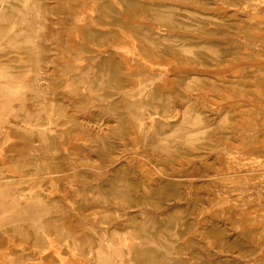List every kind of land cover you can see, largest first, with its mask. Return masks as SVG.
<instances>
[{
    "label": "rangeland",
    "instance_id": "obj_1",
    "mask_svg": "<svg viewBox=\"0 0 264 264\" xmlns=\"http://www.w3.org/2000/svg\"><path fill=\"white\" fill-rule=\"evenodd\" d=\"M82 1L87 5H80ZM138 1L157 4V18L139 17L134 25L121 28L112 11L117 0H44L41 10L31 0H0V21L13 23L8 35L19 39L16 53L24 57L0 61V126L22 129L21 138L13 141L15 147L11 144L12 179L31 181L26 191L18 185L0 188V231L18 234V242L28 237L27 228H33L39 239L49 238L34 255L12 251L10 238L0 264H49L53 259L52 264H136L147 248H156L168 259L183 258L188 264H264V82H259L264 81V0ZM253 12L259 13L257 20L251 19ZM119 17L128 19L124 11ZM237 19L253 26V33H246ZM122 31L125 38L113 42L125 35ZM95 33L113 39L95 48L89 41V34ZM118 45L125 48L123 52ZM7 46L0 41V50ZM36 47L45 49L43 61H33ZM252 51L256 56H249ZM112 52L123 71L137 64L145 68L136 83L126 79L124 88L116 87L106 82L108 74L97 77L98 66ZM3 71L11 74L3 77ZM173 90H179L180 97L164 98ZM122 96L127 98L125 106ZM116 100L117 108H111ZM25 109L27 115L45 116L46 124L25 125L16 116ZM44 131L57 136L50 142ZM2 168L0 164V176ZM143 171L150 175L144 172V176ZM75 206L82 207V212ZM133 216L137 222L126 229ZM178 219L183 222L181 233ZM67 223L82 237L71 238ZM208 229L218 230V236ZM211 235L218 237L215 243ZM177 245H181L179 251Z\"/></svg>",
    "mask_w": 264,
    "mask_h": 264
},
{
    "label": "bare ground",
    "instance_id": "obj_2",
    "mask_svg": "<svg viewBox=\"0 0 264 264\" xmlns=\"http://www.w3.org/2000/svg\"><path fill=\"white\" fill-rule=\"evenodd\" d=\"M32 2H33V4H35V7H36V9H38V10H41L42 9V6L45 4V2H44V0H31ZM86 1H88V0H86ZM186 1V0H185ZM192 1V0H191ZM199 1V0H198ZM241 1V0H240ZM243 1V0H242ZM246 1V0H245ZM117 4L116 5H114L113 7H112V11H113V14H114V16L116 17V20H117V22H118V24L121 26V28L123 27H125L126 26V24H130V25H134L135 24V22H137L138 20H140L139 19V17H144V18H152V19H154V18H157L156 17V14L154 13V9H156V7L158 6L157 4H155V5H145L144 3L142 4L140 1H138V0H117ZM174 2V1H173ZM229 2V1H228ZM232 2V1H231ZM66 3H68V2H66ZM82 4H80V5H87L86 4V2H84L83 3V1L81 2ZM161 3V2H160ZM254 3V2H253ZM92 4V3H91ZM104 4V3H103ZM199 4V3H198ZM201 4V3H200ZM247 4V3H246ZM74 5V4H73ZM47 6V5H46ZM167 6V5H166ZM79 7V6H78ZM77 7V8H78ZM87 7V6H86ZM173 7V6H172ZM82 8V7H81ZM81 8H79V11H80V9ZM184 8H185V6H184ZM68 9V8H67ZM76 9V8H75ZM83 9V8H82ZM172 9V8H171ZM173 10H174V8H173ZM83 11V10H82ZM81 11V12H82ZM121 11H124L125 12V15H126V17L128 18V19H123V18H120L119 17V13H121ZM165 12V11H164ZM175 12V11H174ZM180 13V12H179ZM222 13V12H221ZM235 13V12H234ZM62 14V13H61ZM69 14V13H68ZM70 14H73V13H70ZM217 14V13H216ZM262 14V13H261ZM258 15H259V13H257V12H253V14L251 15V19H253L254 20V18L256 19V18H258ZM17 16V15H16ZM162 17V16H161ZM226 17V16H225ZM224 17V18H225ZM263 17H264V15H263ZM221 18V17H220ZM250 18V17H249ZM241 19V18H240ZM240 19H237V21H238V24H239V26L241 27V28H243L244 29V31L246 32V33H248V32H252V31H254L251 27H253V26H251V25H246V24H244V21L243 20H240ZM49 20V19H48ZM252 20V21H253ZM257 20V19H256ZM39 22H41L40 20H39ZM69 22V21H68ZM116 22V21H115ZM250 22V21H249ZM163 24H164V22H162ZM181 23H183V22H181ZM219 23V22H218ZM233 23H235V22H233ZM222 24V23H221ZM225 25H226V23H224ZM74 25V24H73ZM165 25V24H164ZM230 27H231V25L230 24H228ZM227 25V26H228ZM253 25V24H252ZM12 26H13V23H11L10 21H0V41H4V42H6V43H8V48L7 49H5V51H3V50H0V61H21V60H23V56L22 55H20V54H18V53H16V51H17V47H16V43L19 41V39L18 38H11L10 39V37H9V35H8V33H9V31L11 30V28H12ZM183 26V25H182ZM181 26V27H182ZM71 27V26H70ZM169 27V26H168ZM76 28V27H75ZM104 28V27H103ZM165 28V27H164ZM233 28V27H232ZM60 29V28H59ZM233 29H236V28H233ZM255 29H256V27H255ZM51 30V29H50ZM61 30V29H60ZM119 30H122V29H119ZM261 30V29H260ZM67 31V30H66ZM66 31H64V33L66 32ZM124 31V30H123ZM121 32V33H126V31L125 32ZM130 31V30H129ZM128 31V32H129ZM237 31V30H236ZM264 31V30H263ZM56 32V31H55ZM53 33V34H56V33ZM111 32V31H110ZM134 32V31H133ZM165 32V31H164ZM260 32H262V31H260ZM259 32V33H260ZM59 33V32H58ZM57 33V34H58ZM67 33H68V35H67ZM135 33H137V32H135ZM201 33V32H200ZM239 33V32H238ZM246 33H244V34H246ZM253 33V32H252ZM56 34V35H57ZM67 36H69V32H66L65 33ZM141 34V33H140ZM220 34V33H219ZM243 34V35H244ZM256 34V33H255ZM56 35H54V36H56ZM142 35V34H141ZM145 35V34H144ZM248 34H246V35H244V36H247ZM257 35L259 36V34L257 33ZM58 36V35H57ZM61 36V35H60ZM116 36V35H115ZM125 36H126V34L125 35H119V36H116V38H114V40H113V42H118L119 41V39L121 40V39H124L125 38ZM163 36V35H162ZM219 36V35H218ZM251 36V37H250ZM249 38H252V35H249L248 36ZM247 37V38H248ZM57 38V37H56ZM69 39H70V36L68 37ZM147 38V37H146ZM255 39L257 38V39H259L258 37H254ZM23 39V38H22ZM67 39V38H66ZM65 39V41L67 42V40ZM113 38L112 37H110L109 36V34H106V33H95V34H89V41L94 45V47L96 46V47H104V46H106L107 45V41H109V40H112ZM150 39V38H149ZM152 39H155V37L154 38H152ZM158 39H160V38H158ZM161 39H162V37H161ZM59 40V39H58ZM131 40H132V37H131ZM141 40H142V38H141ZM167 40V39H166ZM232 40V39H231ZM63 41V40H62ZM61 41V42H62ZM235 41H236V39H235ZM64 42V41H63ZM65 42V45H67V43ZM126 42H128V41H126ZM231 42H233V41H231ZM230 42V43H231ZM110 43H112V42H110ZM134 43V42H133ZM228 43V42H227ZM10 44V45H9ZM52 44H54L55 45V43H52ZM92 44H91V46H92ZM164 44V43H163ZM166 44V43H165ZM168 44V43H167ZM56 45H58V44H56ZM55 45V46H56ZM148 45V44H147ZM179 45V44H178ZM213 45V44H212ZM53 46V45H52ZM59 46V45H58ZM68 46V45H67ZM70 46V45H69ZM72 46V45H71ZM91 46H89V51H94L93 50V48L91 47ZM167 46V45H166ZM169 46V45H168ZM173 46H175L174 44H173ZM216 46V45H215ZM95 47V48H96ZM113 47H115V46H113ZM118 48H120L119 47V45L117 46ZM134 47V46H133ZM145 47H146V45H145ZM171 48H172V46H170ZM238 47V46H237ZM239 47H241V46H239ZM238 47V48H239ZM135 48V47H134ZM155 48V47H154ZM154 48L152 47V51H154L153 53L155 54V50H154ZM59 49V48H58ZM101 49V48H100ZM113 49H115V48H113ZM121 49V51H122V49H125V48H123V47H121L120 48ZM119 49V50H120ZM173 49V48H172ZM176 49V48H175ZM174 49V50H175ZM235 49V48H234ZM241 49V48H240ZM245 49V48H244ZM248 49V48H247ZM252 49V48H251ZM251 49H248V50H246V51H250ZM254 49V48H253ZM48 50V49H47ZM118 49H116V54H117V52H119V51H117ZM178 50V49H177ZM239 50V49H238ZM44 51H45V49H43V50H40L39 48H37L36 47V54H35V57L33 58V61H43L46 57H45V54H44ZM87 51V50H86ZM120 51V52H121ZM161 51V50H160ZM234 51V50H233ZM232 51V52H233ZM237 51V50H236ZM241 51V50H240ZM242 51H244V50H242ZM258 51V50H257ZM123 52V51H122ZM162 52V51H161ZM160 52V53H161ZM175 52H177V51H175ZM201 52V51H200ZM235 52V51H234ZM233 52V53H234ZM253 52V53H252ZM252 52H250L249 53V56H250V54H255V52L254 51H252ZM153 54V55H154ZM176 54H178V55H180L179 53H176ZM225 54V53H224ZM243 54V53H242ZM119 55H121V54H119L118 53V56ZM166 55V54H165ZM183 55V54H182ZM238 55V54H237ZM150 56V55H149ZM169 56V55H168ZM170 56H172L171 55V53H170ZM169 56V57H170ZM184 56V55H183ZM188 56H190V55H188ZM210 56V55H209ZM242 56V55H241ZM247 56V55H246ZM255 56H256V54H255ZM261 56V55H260ZM55 57V56H54ZM120 57V56H119ZM208 57V56H207ZM236 57V56H235ZM234 57V58H235ZM121 58H122V56H121ZM155 58V57H154ZM153 58V59H154ZM232 59V60H235V59ZM244 58H247V57H244ZM59 59V58H58ZM61 59V58H60ZM59 59V60H60ZM185 59V58H184ZM193 59V58H192ZM223 59V58H222ZM230 59V58H229ZM236 59L238 60V57H236ZM242 59V58H241ZM248 59V58H247ZM61 60H64V59H61ZM135 60H137V59H135ZM160 60V59H159ZM166 60H169L170 61V59L169 58H167ZM172 60H173V57H172ZM171 60V61H172ZM187 60V59H186ZM218 60V59H217ZM228 60V59H227ZM231 60V59H230ZM231 60V61H232ZM236 60V61H237ZM102 61H104V62H102L99 66H98V69H97V77L98 78H100L103 74H108V77H107V79H106V82L108 83V84H110V85H114V86H116V87H123V82H124V80H126V79H128V80H130V82H132L133 84L134 83H136V81H137V79H138V76H139V74L141 73V72H143V69H145V68H142V66H141V64H137V65H135L134 66V68H127L125 71H123L122 69H121V67L119 66V64H118V62H117V59L115 58V56H114V53L112 52V54H111V57L110 58H105L104 60H102ZM124 61V60H123ZM133 61V60H132ZM155 61V60H154ZM162 61V60H161ZM219 61H222V60H219ZM224 61H226V60H224ZM137 62V61H136ZM163 62V61H162ZM186 62H188V61H186ZM190 62V61H189ZM206 62V61H205ZM204 62V63H205ZM227 62V61H226ZM124 63V62H123ZM133 63H134V61H133ZM215 63H218V62H215ZM222 64H224V63H222ZM221 64V65H222ZM125 65H128V63H126ZM150 65H151V63H150ZM193 65V64H192ZM219 65V64H218ZM228 65V64H227ZM22 66V65H21ZM152 66H153V64H152ZM243 67V66H242ZM246 67V66H245ZM253 67L254 66H252V68L251 69H253ZM153 68V67H152ZM255 68V67H254ZM260 68V67H259ZM160 69H161V66H160ZM250 69V70H251ZM261 69V68H260ZM264 69V68H263ZM240 70V69H239ZM247 70V69H246ZM235 71V70H234ZM249 71V70H248ZM254 71L256 72V70L254 69ZM257 71H261V70H257ZM262 71H264V70H262ZM262 71H261V73H262ZM3 72H5V73H2V75H3V77H5V76H9V74H11V71H3ZM13 72V71H12ZM242 72V71H241ZM244 72V71H243ZM245 73V72H244ZM244 73H243V75H244ZM250 74V73H249ZM252 74H254V73H252ZM257 74V73H256ZM258 75H260V74H258ZM263 75V74H262ZM169 76V75H168ZM236 76V75H235ZM241 76V75H240ZM250 76V75H249ZM253 76V75H252ZM254 76H255V74H254ZM257 76V75H256ZM264 76V75H263ZM234 77V76H233ZM244 77H245V75H244ZM259 77H261V76H258L257 78H259ZM203 78V77H202ZM225 78V77H224ZM240 78H242V77H240ZM245 78H248V77H245ZM250 78V77H249ZM254 78H256V77H254ZM173 79V78H172ZM172 79H170V80H172ZM178 79V78H177ZM220 79V78H219ZM227 79V78H226ZM263 79V78H262ZM174 80V79H173ZM225 80V79H224ZM230 80V79H229ZM243 80V79H242ZM245 80V79H244ZM247 80V79H246ZM185 81V80H184ZM226 81V80H225ZM228 81V80H227ZM226 81V82H227ZM240 81V80H239ZM252 81H254L253 79H252ZM257 81H258V79H257ZM211 82V81H210ZM224 82V81H223ZM251 82V81H250ZM259 82H264V81H261V78H260V81ZM139 83H140V81H139ZM212 83V82H211ZM234 83V82H233ZM254 83H255V81H254ZM184 84H185V82H184ZM184 84H182V85H184ZM225 84V83H224ZM228 84H230V83H228ZM238 84V83H237ZM240 84V83H239ZM259 84V83H258ZM130 85V84H129ZM160 84H158L157 86H159ZM198 85V84H197ZM203 85V84H202ZM232 85H234V84H232ZM242 85V84H241ZM244 85V84H243ZM246 85H247V83H246ZM256 85V84H255ZM255 85H253V86H255ZM260 85V84H259ZM258 85V86H259ZM264 85V84H263ZM125 86V85H124ZM170 86V85H169ZM199 86V85H198ZM204 86V85H203ZM208 86V85H207ZM238 86V85H237ZM245 86V85H244ZM160 87H161V85H160ZM188 87V86H187ZM200 87V86H199ZM216 87V86H215ZM225 87V86H224ZM223 87V88H224ZM229 87H231L230 85H229ZM236 87V86H235ZM246 87H248V86H246ZM249 87H250V85H249ZM256 87V86H255ZM254 87V88H255ZM124 88V87H123ZM155 88V87H154ZM203 88V87H202ZM205 88H206V86H205ZM208 88H209V86H208ZM222 87H220V89H221ZM237 88V87H236ZM257 88V87H256ZM264 88V87H263ZM121 89V88H120ZM135 89V88H134ZM157 89V88H156ZM155 89V90H156ZM161 89V88H160ZM177 89V88H176ZM204 89V88H203ZM217 89V88H216ZM225 89V88H224ZM251 90H252V88H250ZM249 89V90H250ZM162 90V89H161ZM205 90H207V89H205ZM226 90V89H225ZM228 90V89H227ZM226 90V91H227ZM234 91H235V89H233ZM242 90H243V88H242ZM249 90H245V91H249ZM256 90V89H255ZM263 90V89H262ZM154 91V90H153ZM177 90H173V91H170V92H164L165 93V97L164 98H166L168 95H174V97L176 96V95H180L178 92H179V90H178V92H176ZM219 91V90H218ZM233 91V92H234ZM245 91H244V93H245ZM256 91H258V90H256ZM190 92V91H189ZM208 92V91H207ZM210 92H212V91H210ZM220 92V91H219ZM236 92V91H235ZM252 92V91H251ZM154 93V92H153ZM222 93V92H221ZM224 93V92H223ZM227 93V92H226ZM230 93V92H229ZM228 93V94H229ZM238 93V92H237ZM253 93H255V91L253 92ZM261 92L259 91V94H260ZM155 94V93H154ZM236 94V93H235ZM247 94V93H246ZM246 94H244V95H246ZM252 94V93H251ZM159 95V93L158 92H156V96H158ZM210 95V94H209ZM219 95V94H218ZM224 95V94H223ZM240 95H241V93H240ZM248 95V94H247ZM107 96H109L108 94H107ZM214 96V95H213ZM215 96H216V94H215ZM224 96H226V95H224ZM230 96H232V95H230ZM238 96H239V94H238ZM249 96V95H248ZM261 96H263V98H264V95L262 94ZM124 96H122V99H123V106H125L126 105V103H127V98H123ZM169 97H171V96H169ZM180 97V96H179ZM184 97H186V96H184ZM218 97H220V96H218ZM228 97V96H227ZM226 97V98H227ZM243 97V96H242ZM249 97H251V96H249ZM257 97V96H256ZM134 98V97H133ZM155 98V97H154ZM216 98V97H215ZM231 98V97H230ZM54 99V98H53ZM56 99V98H55ZM220 99V98H219ZM256 99V98H255ZM150 100H151V98H150ZM150 100H149V102H150ZM257 100V99H256ZM94 101H96V100H94ZM152 101V100H151ZM85 102V101H84ZM114 102H116V103H112V105H111V108H117V100L116 101H114ZM168 102V101H167ZM219 102V101H218ZM221 102V101H220ZM193 103V102H192ZM192 103H190V104H192ZM240 103V102H239ZM160 104V103H159ZM163 105H165V103L163 102ZM193 105V104H192ZM240 105V104H239ZM264 105V104H263ZM30 106V105H29ZM166 106V105H165ZM257 106H260V105H257ZM120 107V106H119ZM118 107V108H119ZM167 107V106H166ZM243 107V106H242ZM246 107V106H245ZM263 107V106H262ZM261 107V108H262ZM168 108V107H167ZM249 108V107H248ZM251 108V107H250ZM121 109V108H120ZM207 109V108H206ZM225 109V108H224ZM112 110V109H111ZM132 110V109H131ZM192 110V109H191ZM190 110V111H191ZM239 110V109H238ZM70 111V110H69ZM167 111H169V110H167ZM188 111V110H187ZM221 111H223V110H221ZM240 111V110H239ZM256 111V110H255ZM254 111V112H255ZM162 112V111H161ZM263 112V111H262ZM261 112V113H262ZM27 113H28V110H24V111H17V114H16V116L20 119V121L21 122H23L25 125H38V123L37 122H39V121H41V125H45L46 124V122H45V116H43L42 117V119H39L37 116H35V114H33V115H27ZM124 113V112H123ZM264 114V113H263ZM253 115V114H252ZM241 116V115H240ZM244 116V115H243ZM131 117V116H130ZM129 117V118H130ZM246 116H244L243 118H245ZM263 117V116H262ZM76 118V117H75ZM205 118V117H204ZM249 118V117H248ZM131 119H132V117H131ZM130 119V120H131ZM240 119V118H239ZM239 119L238 120H236V123H237V121H239ZM264 119V118H263ZM129 120V119H128ZM181 120V119H180ZM248 120V119H247ZM137 121V120H136ZM249 121V120H248ZM124 122H125V120H124ZM140 123V122H139ZM186 123V122H185ZM232 123H235V122H232ZM245 123V122H244ZM244 123H243V126H244ZM249 123V122H248ZM264 123V122H263ZM114 124H116V123H114ZM125 124V123H124ZM130 124H131V121H130ZM241 124V123H240ZM239 123H238V126L237 127H240L239 125H240ZM133 125V124H132ZM171 125H173V124H171ZM220 125V124H219ZM263 125V124H262ZM133 126H135V125H133ZM174 126V125H173ZM52 128L54 127V126H51ZM226 127V126H225ZM244 127H246V124H245V126ZM77 128V127H76ZM136 128V127H135ZM134 127H133V130H136ZM236 128V127H235ZM240 128H242V126L240 127ZM3 129V130H2ZM70 128H67V130H69ZM122 129H124V128H122ZM238 129V128H237ZM20 130H22L21 128H19V127H17L16 125H13V126H11L10 128H8L7 130H5L4 129V127H2V126H0V138H1V140H0V156H2V159H1V161H0V164L3 166V168H2V176H0V188H4V187H9V186H13V185H18V186H20L21 188H23V190L24 191H26L28 188H29V186H30V182L31 181H29L28 179H25V178H23V180L22 181H19V182H14L13 181V166L11 165V162L13 161V154H12V148H11V144H12V142L13 141H15L16 139H19V138H21L20 137V135H21V132H20ZM76 131H77V129H75ZM168 130V129H167ZM172 130H173V127H172ZM169 131H171V129L169 130ZM194 131V130H193ZM245 131V130H244ZM65 132V131H64ZM118 132V131H117ZM128 132H129V130H128ZM166 132V131H165ZM168 132V131H167ZM176 132V131H175ZM190 132V131H189ZM44 133L48 136V138H49V140H50V142L51 141H53L54 140V138L57 136L56 135V132H53V131H50V132H48V131H44ZM137 133V132H136ZM136 133H134L135 134V136H136ZM71 134H73V133H71ZM101 134V133H100ZM122 134V133H121ZM132 134V133H131ZM130 134V135H131ZM161 134H163L162 132H161ZM125 135V134H124ZM138 135V134H137ZM183 135V134H182ZM222 135V134H221ZM224 135V134H223ZM22 136V135H21ZM120 136V135H119ZM25 137V136H24ZM168 137V136H167ZM167 137H166V139H167ZM176 137H177V135H176ZM124 138V137H123ZM136 138V137H135ZM184 138V137H183ZM137 139H138V137H137ZM151 139V138H150ZM171 139V138H170ZM173 139H174V135H173ZM242 139V138H241ZM261 139V138H260ZM78 140H79V138H78ZM140 140H141V138H140ZM17 141V140H16ZM156 141V140H155ZM3 142V143H2ZM171 142V141H170ZM238 142V141H237ZM253 142V141H252ZM2 143V144H1ZM14 143L15 142H13V146H14ZM17 143V142H16ZM71 143V142H70ZM114 143V142H113ZM113 143H111V144H113ZM154 143H156V142H154ZM232 143V142H231ZM239 143V142H238ZM72 144H74V143H72ZM84 143H82V145H83ZM129 144V143H128ZM1 145H3V146H1ZM20 145V144H19ZM18 145V146H19ZM106 145V144H105ZM115 145V144H114ZM151 145V144H150ZM154 145V144H153ZM235 145H236V143H235ZM243 145V144H242ZM72 146H74V145H72ZM160 146V145H159ZM158 146V147H159ZM176 146V145H175ZM174 146V147H175ZM179 145H177V147H178ZM209 146V145H208ZM244 146V145H243ZM2 147V148H1ZM15 147V146H14ZM70 147V146H69ZM74 147H77V146H74ZM80 147V146H79ZM89 147V146H88ZM110 147V146H109ZM112 147V146H111ZM168 147V146H167ZM171 147V146H170ZM173 147V148H174ZM239 147V146H238ZM241 147V146H240ZM16 148H17V146H16ZM22 148V147H21ZM78 148V147H77ZM116 148V147H115ZM172 148V147H171ZM196 148H197V146H196ZM18 150H20V149H18ZM70 150H74V149H70ZM78 150V149H77ZM76 150V151H77ZM80 150V149H79ZM93 150V149H92ZM174 150V149H173ZM69 151V150H68ZM167 151V150H166ZM177 151V150H176ZM79 152V151H78ZM24 153V152H23ZM72 153V152H71ZM74 153H76V152H73V155H74ZM85 153V152H84ZM83 153V154H84ZM86 154V153H85ZM252 154V153H251ZM72 155V154H71ZM218 155V154H217ZM56 157V156H55ZM65 157V156H64ZM84 157H86V156H84ZM87 157H89L90 158V156H87ZM86 157V158H87ZM175 157V156H174ZM193 157V156H192ZM56 159H57V157H56ZM66 159V158H65ZM91 159V158H90ZM149 159V158H148ZM192 159V158H191ZM66 160H68V159H66ZM81 160V159H80ZM134 160H136V159H134ZM139 160V159H138ZM172 160V159H171ZM170 160V161H171ZM175 160V159H174ZM220 160V159H219ZM239 160H241V159H239ZM81 161H83V159L81 160ZM86 161H87V159H86ZM93 161H95V160H93ZM126 161H128V160H126ZM190 161V160H189ZM243 161V160H242ZM78 162V161H77ZM85 161H83V164H85L84 163ZM90 162V161H89ZM139 162V161H138ZM187 162V161H186ZM219 162V161H218ZM88 163V162H87ZM97 163V162H96ZM131 163V162H130ZM140 163V162H139ZM212 163V162H211ZM92 164H95V163H91V165H90V167L92 166ZM174 164V163H173ZM51 165V164H50ZM131 165V164H130ZM138 165V164H137ZM185 165V164H184ZM66 166H67V164H66ZM138 166H141V163H140V165H138ZM182 166V165H181ZM58 167V166H57ZM71 167V166H70ZM93 167V166H92ZM94 167H96V165L94 166ZM97 167H98V165H97ZM208 167V166H207ZM123 169L124 167H120V169ZM134 168V167H133ZM142 168H143V166H142ZM230 168V167H229ZM68 169H69V167H68ZM121 169V170H122ZM140 169H141V167H140ZM145 169V168H144ZM51 170H53V169H51ZM54 170H55V168H54ZM65 170V169H64ZM120 170V171H121ZM149 170V169H148ZM237 170V169H236ZM123 171V173L122 174H124V170H122ZM155 171V170H154ZM153 171V172H154ZM119 172V171H118ZM144 172H146V171H143V174H144ZM150 172V171H149ZM149 172H146V173H148L149 175H150V173ZM156 172V171H155ZM154 172V173H155ZM190 172V171H189ZM73 174H74V171L72 172ZM76 173V172H75ZM105 173V172H104ZM121 173V172H120ZM73 174H71L72 175V177H74L73 176ZM151 174H153V173H151ZM155 174H157V173H155ZM186 174V173H185ZM190 174V173H189ZM69 175H70V173H69ZM70 175V176H71ZM75 175V174H74ZM120 175V174H119ZM118 175V176H119ZM158 175V174H157ZM187 175V174H186ZM59 176V175H58ZM68 176V175H67ZM69 176V177H70ZM116 176V175H115ZM144 176H146L145 174H144ZM148 176V175H147ZM25 177V176H24ZM49 177V176H48ZM72 177H70V180H71V178ZM76 177H78V176H76ZM122 177V176H121ZM126 177H128V176H126ZM155 177H157V176H155ZM246 177V176H245ZM120 178V177H119ZM124 178V177H123ZM123 178H122V180H123ZM129 178V177H128ZM58 179V178H57ZM130 179V178H129ZM141 179V178H140ZM147 179V178H146ZM168 179V178H167ZM166 179V180H167ZM47 180H49V179H47ZM79 180V179H78ZM147 180H149L150 181V179H147ZM153 179H152V176H151V181H152ZM69 181V180H68ZM115 181V179H113V182ZM150 181V182H151ZM175 181H176V179H175ZM124 182V181H123ZM153 182V181H152ZM172 182V181H171ZM253 182V181H252ZM116 183H117V181H116ZM132 183H135V182H132ZM132 183H130V185L132 184ZM140 183V182H139ZM154 183V182H153ZM156 183V182H155ZM157 183L159 184V182L157 181ZM173 183V182H172ZM178 183V182H177ZM146 185V183L144 182L143 183V185ZM170 184V183H169ZM176 184V183H175ZM242 184V183H241ZM100 185H102V184H100ZM123 185V187H126V188H129L130 189V187H128V186H124V184H122ZM150 185V184H149ZM157 185V184H156ZM186 185V184H185ZM110 186V185H109ZM119 186V185H118ZM136 186H137V184H136ZM165 186V185H164ZM167 186V185H166ZM169 186V185H168ZM174 186V185H173ZM178 186V185H177ZM113 187V186H112ZM138 187H139V185H138ZM144 187V186H143ZM150 187V186H149ZM157 187H160V186H158L157 185ZM170 187V186H169ZM175 187V186H174ZM57 188V187H56ZM135 188V187H134ZM137 188V187H136ZM135 188V189H136ZM146 188V187H145ZM152 188H155V187H153L152 186ZM151 188V189H152ZM166 188V187H165ZM212 188V187H211ZM254 188V187H253ZM62 189V188H61ZM138 189V188H137ZM140 189V188H139ZM144 189V188H143ZM147 189V188H146ZM151 189H149V190H151ZM167 189H168V187H167ZM172 189V188H171ZM171 189H170V192H171ZM57 190V189H56ZM64 190V189H63ZM62 190V191H63ZM104 190V189H103ZM153 190V189H152ZM169 190V189H168ZM198 190V189H197ZM203 190V189H202ZM228 190V189H227ZM58 191H59V193L61 192L59 189H58ZM154 191V190H153ZM161 191H162V189H161ZM210 191V190H209ZM72 193H73V191H71ZM173 192V191H172ZM30 193V192H29ZM80 193V192H79ZM168 193V192H167ZM174 193V192H173ZM209 193V192H208ZM171 194V193H170ZM175 194V193H174ZM188 194V193H187ZM197 194V193H196ZM62 195V194H61ZM60 195V196H61ZM65 195V194H64ZM126 195H128V194H126ZM145 195V194H144ZM149 195V194H148ZM166 195V194H165ZM63 196V195H62ZM78 196V195H77ZM116 196H118L119 197V195H116ZM64 197V196H63ZM68 197V196H67ZM183 197V196H182ZM73 198V197H72ZM121 198V197H120ZM62 199V198H61ZM85 199H87V197L85 198ZM122 199V198H121ZM124 199H126V197L124 198ZM130 199H132V198H130ZM213 199V198H212ZM211 199V200H212ZM246 199V198H245ZM134 200V199H133ZM150 200V199H149ZM171 200V199H170ZM80 201V200H79ZM86 201V200H85ZM125 201H128V200H125ZM162 201V200H161ZM168 201V200H167ZM210 201V200H209ZM47 202V201H46ZM49 202V201H48ZM154 202H155V200H154ZM233 202V201H232ZM86 203H89V199H87V201H86ZM85 204V203H84ZM90 204V203H89ZM94 204V203H93ZM92 204V205H93ZM95 205H96V203H95ZM159 205V204H158ZM63 206V205H62ZM192 206H194V205H192ZM76 207V206H75ZM101 207V206H100ZM91 208V207H90ZM96 208V207H95ZM179 208V207H178ZM205 208H206V206H205ZM240 208V207H239ZM251 208V207H250ZM255 208V207H254ZM76 209H77V211L78 212H82V210H83V208L81 207H76ZM105 209V208H104ZM193 209V208H192ZM201 209V208H200ZM259 209H260V207H259ZM100 210H101V208H100ZM100 210H98L97 212H96V209H95V213H100ZM175 210V209H174ZM245 210V209H244ZM86 211V210H85ZM227 211V210H226ZM247 211V210H246ZM250 211V210H249ZM252 211H254V210H252ZM215 212V211H214ZM90 212H88V214H89ZM94 213V214H95ZM177 213H179V212H177ZM246 213V212H245ZM249 213V212H248ZM247 213V214H248ZM80 214V213H79ZM91 214V213H90ZM101 214V213H100ZM92 215V214H91ZM179 215H181V214H179ZM213 215V214H212ZM258 215H260L259 213H258ZM54 216V215H53ZM52 216V217H53ZM56 216V215H55ZM54 216V217H55ZM71 216V215H70ZM174 216H176L177 217V215H174ZM173 216V217H174ZM243 216V215H242ZM66 217V216H65ZM69 217V216H68ZM84 217V216H83ZM97 217V216H96ZM134 217V216H133ZM179 217V216H178ZM177 217V218H178ZM181 217V220L183 221V219H182V216H180ZM179 217V218H180ZM85 218V217H84ZM84 218H83V220H84ZM71 219H73V218H71ZM132 219V218H131ZM162 219V218H161ZM167 219V218H166ZM175 219V218H174ZM235 219V218H234ZM62 220V219H61ZM60 220V221H61ZM64 220V219H63ZM74 220V219H73ZM136 220V217H134L133 218V220H132V222H129V223H126L127 225H126V227H129V228H126V229H130L131 230V226L133 225V224H135V222H137V221H135ZM158 220V219H157ZM180 219H178V222H177V224H178V226H179V228H180V233L181 232H183V222L181 221ZM236 220V219H235ZM248 220V219H247ZM260 220V219H259ZM47 221V220H46ZM45 221V222H46ZM168 221V220H167ZM251 221H252V219H251ZM48 222V221H47ZM83 222V221H82ZM82 222H80V223H82ZM154 222V221H153ZM174 222V221H173ZM173 222L171 223V225L173 224ZM206 222V221H205ZM253 222H255V221H253ZM72 223H75V220H74V222H72ZM160 223V222H159ZM170 223V222H169ZM253 224V223H252ZM255 225H259L260 223H258V222H256V223H254ZM65 225V224H64ZM71 225H74V224H71ZM76 225V224H75ZM159 225V224H158ZM174 225V224H173ZM172 225V227H174ZM217 225V224H216ZM243 225V224H242ZM242 225L240 226V227H242ZM159 226H161V225H159ZM166 226V225H165ZM170 228H172L171 226H170V224L168 225ZM219 226V225H218ZM74 227V226H73ZM79 227V226H78ZM134 227V226H133ZM136 227V226H135ZM162 228H163V226H161ZM161 227L160 228H158V230L159 229H161ZM176 227V226H175ZM174 227V228H175ZM256 227V226H255ZM259 227V226H258ZM25 228V227H24ZM156 228V229H157ZM173 228V229H174ZM214 228V227H213ZM243 228V227H242ZM251 228H252V226H251ZM76 229V228H75ZM79 228H77V230H78ZM133 229V228H132ZM216 229V228H215ZM244 229V228H243ZM46 230V229H45ZM65 230H67L68 232H69V234H70V237L71 238H73V236L75 235L76 237L77 236H81L82 237V235L80 234V233H78V231H75L68 223L65 225ZM124 230V229H123ZM167 230H169V228L167 229ZM209 231H210V229H208ZM221 230V229H220ZM220 230H219V232H220ZM223 230V229H222ZM221 230V231H222ZM245 230V229H244ZM252 230V229H251ZM257 230H259V229H257ZM47 231V230H46ZM79 231H81V230H79ZM82 231H84L83 229H82ZM111 231V230H110ZM134 231H135V229H134ZM202 231H204V230H202ZM253 231V230H252ZM26 234L28 235V237H24V240L22 241V242H18L19 240H20V236L18 235V234H16L15 236L13 235V233H11V232H4V231H0V254H3L7 249H9L10 248V238L13 240V243H12V245H11V247H12V251L14 250V251H22L25 255H34V254H37L38 253V251H39V249H40V247H41V244L42 243H44L46 240H48L47 239V236H44V238L43 239H39V238H37V236L35 235V233H34V230H33V228H27L26 229ZM48 232V231H47ZM49 232H50V230H49ZM85 232V231H84ZM171 232V231H170ZM177 232H179V231H177ZM213 232V231H212ZM211 231H210V234L212 233ZM216 234H217V236H218V230H217V232H216V230L214 231ZM213 232V233H214ZM110 233V232H109ZM134 233V232H133ZM160 233H162V232H159V234ZM164 233H166V232H164ZM222 233V232H221ZM221 233H219V234H221ZM158 234V235H159ZM204 234H206V233H204ZM260 234V233H259ZM52 235V234H51ZM110 235V234H109ZM108 235V236H109ZM133 235V234H132ZM179 235H181V234H179ZM209 235V234H208ZM222 235V234H221ZM255 235V234H254ZM253 235V236H254ZM48 236L50 237V234H48ZM100 236V235H99ZM182 236V235H181ZM203 236H205V235H203ZM212 236V235H211ZM217 236H215L216 237V240H218L217 238ZM252 236V235H251ZM46 237V238H45ZM156 237V236H155ZM160 237V236H159ZM209 237V236H208ZM208 237L206 238V241L208 240H210V237H209V239H208ZM215 237H213L212 236V238L213 239H211L210 241H213V243H215L216 242V240H215V242H214V238ZM80 238V237H79ZM107 238V237H106ZM169 238V237H168ZM183 238V237H182ZM70 239V238H69ZM78 239V238H77ZM94 239H97V238H94ZM102 239V238H101ZM138 239H139V237H138ZM156 239V238H155ZM176 239V238H175ZM260 239V238H259ZM98 240V239H97ZM104 240V239H103ZM184 240V239H183ZM195 240V239H194ZM201 240V239H200ZM257 240H258V238H257ZM95 241V240H94ZM189 241V240H188ZM187 241V242H188ZM258 241H260V240H258ZM174 242H175V240H174ZM190 242H192L191 240H190ZM195 242V241H194ZM264 241H262V243H263ZM50 243V242H49ZM70 243V242H69ZM97 243V242H96ZM211 243V242H210ZM213 243H212V245H213ZM220 243V242H219ZM231 243V242H230ZM243 243V242H242ZM130 245H131V243H130ZM96 246V245H95ZM103 246V245H102ZM166 245H165V243H164V247H165ZM180 246L181 245H177L176 246V249H177V251H179L180 250ZM201 246V245H200ZM203 246V245H202ZM210 246V245H209ZM218 246V245H217ZM230 246V245H229ZM236 246V245H235ZM105 247V246H104ZM258 247H259V245H258ZM258 247H257V249H258ZM260 247H261V245H260ZM206 248H207V246H206ZM209 248V247H208ZM212 248V247H211ZM94 249H95V247H94ZM136 250V249H135ZM50 251V250H49ZM86 251V250H85ZM220 251H221V249H220ZM258 251V250H257ZM51 252V251H50ZM52 252H54V251H52ZM126 252V251H125ZM187 252V251H186ZM219 252V251H218ZM12 253V252H11ZM185 252H183V254H184ZM211 253V252H210ZM95 254V253H94ZM143 254V257H141V258H139L138 259V261H137V263L136 264H188V261H186L185 259H183V258H180V257H174V258H172V259H168L163 253H158V251H157V249L156 248H147V249H145L144 250V252L142 253ZM182 254V253H181ZM137 256L136 257H138V254H136ZM208 255H209V252H208ZM188 256V255H187ZM1 257V256H0ZM94 257H95V255H94ZM52 258H54V257H52ZM193 258V257H192ZM48 259V258H47ZM191 259V258H190ZM49 260V262H50V258L48 259ZM2 261V260H1ZM51 261H52V259H51ZM53 261H54V259H53ZM53 261H52V263H53ZM192 260H190V262H191ZM34 263V262H33ZM46 263V262H45ZM48 263V262H47ZM51 262L49 263V264H52ZM44 264V263H43ZM192 264V263H191ZM195 264V263H194ZM197 264V263H196Z\"/></svg>",
    "mask_w": 264,
    "mask_h": 264
}]
</instances>
